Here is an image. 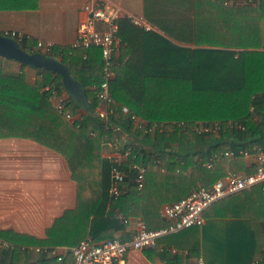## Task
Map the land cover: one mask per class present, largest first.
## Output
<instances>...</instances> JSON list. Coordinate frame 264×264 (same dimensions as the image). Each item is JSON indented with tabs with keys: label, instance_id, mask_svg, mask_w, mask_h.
Instances as JSON below:
<instances>
[{
	"label": "trees",
	"instance_id": "1",
	"mask_svg": "<svg viewBox=\"0 0 264 264\" xmlns=\"http://www.w3.org/2000/svg\"><path fill=\"white\" fill-rule=\"evenodd\" d=\"M226 1L192 0L190 41L197 48L176 45L127 17L119 19L121 58H129L114 65L116 77L109 82L112 101L105 119L97 114L104 80L100 47H53L51 55L69 66L89 101V111L74 122L67 115L74 116L80 106L69 97L61 112L53 105L52 92L44 89L49 85L64 90L60 74L38 69L31 84L24 70L8 74L6 58L0 55V137H32L61 152L78 182L77 208L62 218L72 224L63 232L68 235L66 241L56 234L58 222L46 239L0 231V239L13 245L10 249L8 243V249H3L0 264H37L30 261L25 244L52 248L76 246L87 237L95 241L114 237L125 228L118 210L124 218H141L151 229L164 227V203L180 200L198 187H209L231 172L255 171L243 159L233 160L223 153L230 147L264 150V0ZM20 43L27 52H34V40ZM132 115L148 120L152 130L137 128ZM217 121L223 124L219 132H199L194 127ZM230 121L243 123L245 129L228 127ZM161 123L163 129L155 125ZM118 127L153 148L139 147L132 140L125 143L123 153L131 152L123 169L132 176L125 181L128 191L114 199V162L102 156V141L114 139ZM210 158L212 167L206 164ZM133 163L147 167L142 191L133 180ZM226 198L264 199V194L258 185ZM255 258L264 264V233L226 264H251ZM72 260L68 256L59 263L46 254L41 264H71ZM174 264H184V259L178 257Z\"/></svg>",
	"mask_w": 264,
	"mask_h": 264
},
{
	"label": "crops",
	"instance_id": "2",
	"mask_svg": "<svg viewBox=\"0 0 264 264\" xmlns=\"http://www.w3.org/2000/svg\"><path fill=\"white\" fill-rule=\"evenodd\" d=\"M106 1L119 7L124 17L143 15L153 27L152 30L144 29L147 32L159 33L182 47H200L190 41L194 14L192 0ZM87 2L89 0H0V34L7 31L24 33L28 39L34 40V52L38 51L36 45L39 41L52 42L54 46L72 47L77 39L80 23L88 16L85 10ZM128 58H121L119 36L115 65ZM22 70L26 72L27 81L34 84L37 68L29 65L23 67L18 61L6 59L5 71L8 74H17ZM115 77L114 72L113 78ZM60 92L65 100L70 97L65 88ZM52 102L56 107L58 97H53ZM97 112L102 118H107L108 103L101 102ZM82 115L80 109L70 120L74 122ZM133 138L118 127L114 139L107 140L106 144L102 141V156L112 159L123 153L125 143L130 140L135 141L139 147L153 148L146 141ZM240 159L248 167L255 168L254 158ZM158 169L165 170L161 167ZM127 173L128 177L132 176L128 170ZM125 191H128L127 184ZM77 205L78 182L64 154L32 137H0V231L46 239L48 230L58 222L56 234L66 241L68 235L63 232L67 227L71 229L72 224L62 218L65 212H72ZM263 208L262 198H224L205 211L203 226H192L165 235L158 239L155 248L131 249L122 261H115L114 264H174L178 257L184 259V264H198L200 258L206 264H226L227 259L239 257L248 244L255 242L257 235H263ZM117 214L123 219L125 228L116 235L134 232L137 223L143 221L139 217L124 218L119 210ZM163 220L165 221L164 218ZM165 223L167 225L166 221ZM9 245L0 247V260L3 249ZM12 246L9 248L12 249ZM25 247L28 248L30 261L41 264L46 254L56 257L57 262L62 263L68 256H73L71 249L74 246H53L61 259L45 252L44 248H48L46 246L25 244L23 248ZM251 264L260 263L255 258Z\"/></svg>",
	"mask_w": 264,
	"mask_h": 264
},
{
	"label": "built area",
	"instance_id": "3",
	"mask_svg": "<svg viewBox=\"0 0 264 264\" xmlns=\"http://www.w3.org/2000/svg\"><path fill=\"white\" fill-rule=\"evenodd\" d=\"M232 0H227L226 3H231ZM85 10L88 16L82 20L78 28V35L75 43L76 47H91L98 46L102 50L103 56V76L104 80L101 83L99 96L102 102L109 103L112 101L110 94L109 82L114 75L115 56L119 51V32L120 26L118 20L123 18L121 9L117 6L109 4L106 0H89L85 4ZM127 18L145 30H152V25L143 15H129ZM7 36L24 40L28 37L17 31H7ZM38 51L51 55L54 44L52 42L39 41L37 43ZM45 90H50L53 97H58L57 109L64 112L65 99L61 96L58 88L47 85ZM123 109L128 111V107ZM251 110L255 111V106H251ZM69 119L71 115H67ZM132 120L135 126L139 129L149 132L152 130L150 122L137 115H132ZM183 126L186 123L181 122ZM161 129L164 128V123L155 124ZM199 132H219L223 124L217 121L213 124L199 123L194 126ZM230 128L245 129V125L241 122L230 121ZM108 142L106 139L103 143ZM131 149L125 151L112 158L114 166L112 169V188L111 194L114 199H117L125 191V181L128 177L127 170L123 169V162L129 156ZM224 156L230 159L254 158L255 171L252 173L231 172L227 176L220 178L209 187H198L191 191L188 195L180 200L163 205L161 213L162 217L167 222V225L157 229H151L148 225L139 221L134 232L130 234L115 235L111 238H106L100 241H95L91 237L83 239L78 245L71 249L73 260L71 264H114L115 261H122L125 254L131 249H148L157 246L158 239L175 232H179L192 226H203L205 224V211L214 203L243 190L252 189L255 186L261 185L264 194V150L261 148H246L235 149L228 148L223 153ZM221 158H217L220 161ZM207 166L212 167L214 161L210 158L207 161ZM131 169L135 170L134 177L137 189L142 191L145 186V175L147 167L144 164L133 163ZM164 170V168L162 169ZM8 242L0 239V247H5ZM42 250V248H38ZM44 251L49 255L58 256L55 248H44ZM60 257V256H58ZM61 259V257L59 258ZM259 261V260H258ZM198 264H206L203 258L199 259Z\"/></svg>",
	"mask_w": 264,
	"mask_h": 264
},
{
	"label": "water",
	"instance_id": "4",
	"mask_svg": "<svg viewBox=\"0 0 264 264\" xmlns=\"http://www.w3.org/2000/svg\"><path fill=\"white\" fill-rule=\"evenodd\" d=\"M0 55L37 69H48L60 74L65 90L80 106L82 114L89 111V101L83 84L72 75L69 66L60 59L40 51L27 52L19 40L4 34H0Z\"/></svg>",
	"mask_w": 264,
	"mask_h": 264
},
{
	"label": "rangeland",
	"instance_id": "5",
	"mask_svg": "<svg viewBox=\"0 0 264 264\" xmlns=\"http://www.w3.org/2000/svg\"><path fill=\"white\" fill-rule=\"evenodd\" d=\"M242 1H249V0H242Z\"/></svg>",
	"mask_w": 264,
	"mask_h": 264
}]
</instances>
